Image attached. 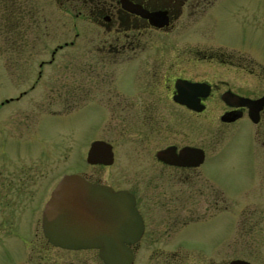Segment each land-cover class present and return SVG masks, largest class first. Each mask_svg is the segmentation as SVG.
<instances>
[{"label": "flooded vegetation", "instance_id": "flooded-vegetation-1", "mask_svg": "<svg viewBox=\"0 0 264 264\" xmlns=\"http://www.w3.org/2000/svg\"><path fill=\"white\" fill-rule=\"evenodd\" d=\"M219 1L55 0L73 14L67 18L73 20L74 40L58 45L41 62L45 69L38 80L2 103L29 98L36 108L67 117L98 109L104 138H92L86 154L93 175H77L132 197L138 234L125 246L134 259L143 246L183 248L193 226L222 216L229 208L223 150L246 141L250 185L232 210L233 242L249 248V259L240 260L264 264V65L244 52L191 40L209 32L207 20H214L210 14ZM128 75L134 77L129 85ZM111 135L118 138L108 139ZM97 140L112 146L113 164L88 162ZM97 167L108 170L106 176H95ZM60 182L45 185L34 202L41 214V244L51 247L42 218ZM28 184L0 177V191L7 193H25ZM6 196L0 197L9 201Z\"/></svg>", "mask_w": 264, "mask_h": 264}, {"label": "rangeland", "instance_id": "rangeland-1", "mask_svg": "<svg viewBox=\"0 0 264 264\" xmlns=\"http://www.w3.org/2000/svg\"><path fill=\"white\" fill-rule=\"evenodd\" d=\"M69 12L59 8L55 0H0V177L24 178L30 183L25 193L0 191V196L7 193L10 199L0 197V264H71L82 260L104 264L98 250L73 251L41 244V214L34 210L39 190L45 185L54 186L69 173L93 175V169H87L86 154L92 138H104L100 112L86 109L68 117L50 115L29 104V98L2 106L5 99L18 96L38 80L39 72L45 69L40 68L41 62L48 61L58 45L74 40L73 20L67 18L73 14ZM210 16L214 20H207L209 32L203 39L193 35V42L244 52L257 65H264V0H220ZM51 70L53 67L46 68ZM124 80L129 85L134 77L128 75ZM37 93L29 97H37ZM249 157L246 141L223 150V188L229 208L218 220L193 226L183 248L136 249L132 264H173L176 258L181 260L174 264L248 260L249 248L235 247L233 242L236 217L232 210L234 204L242 202L241 196L250 185ZM107 172L97 167L94 175L106 176ZM7 202L8 207L3 205Z\"/></svg>", "mask_w": 264, "mask_h": 264}, {"label": "water", "instance_id": "water-1", "mask_svg": "<svg viewBox=\"0 0 264 264\" xmlns=\"http://www.w3.org/2000/svg\"><path fill=\"white\" fill-rule=\"evenodd\" d=\"M88 162L113 164L112 146L95 141L88 152ZM131 198L127 192L92 184L81 175H66L46 204L42 218L44 235L61 249H96L105 264H132L134 252L125 246V242L135 241L132 237L138 234L136 207ZM229 264L251 263L236 259Z\"/></svg>", "mask_w": 264, "mask_h": 264}]
</instances>
